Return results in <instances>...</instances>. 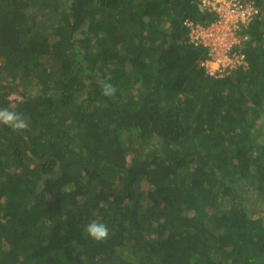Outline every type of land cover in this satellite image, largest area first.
Instances as JSON below:
<instances>
[{"label": "trees", "instance_id": "trees-1", "mask_svg": "<svg viewBox=\"0 0 264 264\" xmlns=\"http://www.w3.org/2000/svg\"><path fill=\"white\" fill-rule=\"evenodd\" d=\"M251 1L247 66L214 76L199 0H0V109L28 124L0 123V264H264Z\"/></svg>", "mask_w": 264, "mask_h": 264}, {"label": "built area", "instance_id": "built-area-1", "mask_svg": "<svg viewBox=\"0 0 264 264\" xmlns=\"http://www.w3.org/2000/svg\"><path fill=\"white\" fill-rule=\"evenodd\" d=\"M199 9L216 17L209 24L184 22L190 29L192 44L209 48V59L201 65L214 76L228 75L232 70L247 66L243 49L248 37L243 31L262 17L256 3L251 0H199ZM212 64L218 66L217 71L210 68Z\"/></svg>", "mask_w": 264, "mask_h": 264}, {"label": "clouds", "instance_id": "clouds-1", "mask_svg": "<svg viewBox=\"0 0 264 264\" xmlns=\"http://www.w3.org/2000/svg\"><path fill=\"white\" fill-rule=\"evenodd\" d=\"M0 123L9 125L13 129H26L28 127L27 122L22 118L21 114L7 109H0ZM86 232L91 238L97 241L106 239L109 234L108 228L105 224L97 223L95 221L87 226Z\"/></svg>", "mask_w": 264, "mask_h": 264}, {"label": "rangeland", "instance_id": "rangeland-1", "mask_svg": "<svg viewBox=\"0 0 264 264\" xmlns=\"http://www.w3.org/2000/svg\"><path fill=\"white\" fill-rule=\"evenodd\" d=\"M210 65H211V64H210ZM210 68H212V70H214V72L218 70V66H217L216 64H212V66H211ZM220 68H221V67H220ZM220 68H219V69H220ZM31 90H35V89H31Z\"/></svg>", "mask_w": 264, "mask_h": 264}]
</instances>
